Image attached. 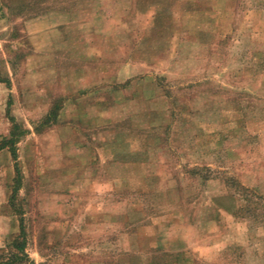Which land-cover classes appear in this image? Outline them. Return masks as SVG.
Returning a JSON list of instances; mask_svg holds the SVG:
<instances>
[{"label": "rangeland", "instance_id": "rangeland-1", "mask_svg": "<svg viewBox=\"0 0 264 264\" xmlns=\"http://www.w3.org/2000/svg\"><path fill=\"white\" fill-rule=\"evenodd\" d=\"M22 226L20 264H264V0H0V264Z\"/></svg>", "mask_w": 264, "mask_h": 264}, {"label": "trees", "instance_id": "trees-1", "mask_svg": "<svg viewBox=\"0 0 264 264\" xmlns=\"http://www.w3.org/2000/svg\"><path fill=\"white\" fill-rule=\"evenodd\" d=\"M21 230H22L21 235L9 245V248H12L11 257L13 258L12 263L14 264L17 263V261L18 264H20V262L26 259L27 257V253H26L27 239L23 226Z\"/></svg>", "mask_w": 264, "mask_h": 264}]
</instances>
